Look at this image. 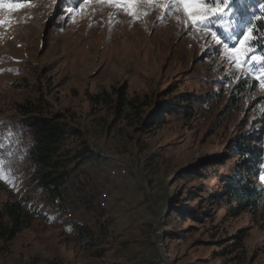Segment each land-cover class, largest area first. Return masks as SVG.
I'll use <instances>...</instances> for the list:
<instances>
[{
	"label": "rangeland",
	"instance_id": "374dc122",
	"mask_svg": "<svg viewBox=\"0 0 264 264\" xmlns=\"http://www.w3.org/2000/svg\"><path fill=\"white\" fill-rule=\"evenodd\" d=\"M29 2L0 10L10 21L0 24V210L31 182L32 114L21 112L28 103L73 127L66 158L85 147L99 158L74 168L61 207L43 205L46 218L0 242V264H163L156 229L170 264H264V210L235 215L206 200L221 194L217 175L232 174L235 139L256 133L264 141V49L253 33L255 60L241 55L237 67L222 45L238 48L253 25L242 24L230 41L218 36L240 25L228 13L233 0L222 5L235 22L230 32L212 17L207 28L194 27L182 12L147 0H136L135 18L114 6L118 0ZM182 94L196 100L191 116L167 113L161 126H142L160 100ZM191 172L197 176L183 178ZM194 188L204 198L187 205L201 220L175 218L173 197L183 201ZM76 222L97 237L92 245L78 238Z\"/></svg>",
	"mask_w": 264,
	"mask_h": 264
},
{
	"label": "trees",
	"instance_id": "16d2710c",
	"mask_svg": "<svg viewBox=\"0 0 264 264\" xmlns=\"http://www.w3.org/2000/svg\"><path fill=\"white\" fill-rule=\"evenodd\" d=\"M231 11L234 20L237 21L236 25L239 23L240 25L230 34L225 35L219 31L220 40L230 41L229 37L236 36L242 24H251L253 33L257 36L258 45L264 49V0H233L228 13ZM117 96L119 108L124 100L123 87L117 90ZM211 97L207 98L211 99ZM195 102L196 100L188 94H182L180 100H173V98L160 100L158 105L148 112L149 117L142 119V126L144 128L161 126L166 122L165 114L167 113L191 116L194 111L192 104ZM23 108L21 110L23 114H32V117H29L32 133V145L29 150L31 182L23 193L10 194V198L3 203L0 210V242L12 241L22 229L29 227L34 219L46 218V212L42 209L43 205L53 204L61 207L64 194L67 192L66 183L74 168L83 158L85 160L99 158L89 152L88 147L75 152L71 158H66L67 150L63 148L64 143L69 135L75 134V130L68 121L63 120V117L43 116L41 111L31 103ZM229 151L236 157L232 174H218L217 178L222 183L221 194L207 193L206 200H220L219 205L227 204L235 215L248 211L253 216H257L264 210V182L260 181L261 170L264 167L262 136L256 133L240 136L235 139ZM72 163L74 165L71 166ZM209 164H213V161ZM195 176L197 173L191 172L183 178L191 179ZM203 190L192 189L189 198L183 201L175 195L170 205V212L175 218L201 220V215L193 206L187 205V202L194 198L203 200ZM38 194L42 195L43 203H38ZM75 224L78 229V238L84 241L85 246L92 245L97 237L78 222ZM242 239L243 233L240 232L236 234L232 242L238 244ZM227 244L229 246L230 243Z\"/></svg>",
	"mask_w": 264,
	"mask_h": 264
},
{
	"label": "snow or ice",
	"instance_id": "6c2138e0",
	"mask_svg": "<svg viewBox=\"0 0 264 264\" xmlns=\"http://www.w3.org/2000/svg\"><path fill=\"white\" fill-rule=\"evenodd\" d=\"M147 3L149 6L182 12L186 21L190 22L194 27L207 28L208 25L206 21H208L210 17L216 18L218 21L217 26L224 29L226 32H230L235 26V22L231 19H224L226 12L222 5H227L228 0H171L170 3H154V0H147ZM31 6L33 5L29 0H0V10H4L6 13ZM114 6L117 8L123 7L126 13L134 18L140 15V13L135 10L137 6L136 0H126L124 3H120L118 0ZM9 22L7 16L0 18V24ZM211 35L215 37L216 33L213 31ZM254 40L255 36L253 35V29L249 27L247 32L243 35V39L239 41L240 46L238 48L229 49L227 43H223L222 46L226 51H230V58L233 63L237 67H241L242 62L239 58L241 55L245 57L244 63H247L248 59L255 60L254 56L249 57V52L251 51L250 45ZM261 59H264V57Z\"/></svg>",
	"mask_w": 264,
	"mask_h": 264
},
{
	"label": "built area",
	"instance_id": "2783aa9c",
	"mask_svg": "<svg viewBox=\"0 0 264 264\" xmlns=\"http://www.w3.org/2000/svg\"><path fill=\"white\" fill-rule=\"evenodd\" d=\"M105 203H106L105 202V198L104 199L101 198L99 200V205L105 206L106 205ZM155 237H156V243L158 245L160 254H161L162 259H163V264L165 262H167L168 264H170V259H169L168 255H167V252H166L165 247H164V244H163V236H162V233L158 229H156V231H155Z\"/></svg>",
	"mask_w": 264,
	"mask_h": 264
},
{
	"label": "bare ground",
	"instance_id": "6f19581e",
	"mask_svg": "<svg viewBox=\"0 0 264 264\" xmlns=\"http://www.w3.org/2000/svg\"><path fill=\"white\" fill-rule=\"evenodd\" d=\"M167 264V263H166Z\"/></svg>",
	"mask_w": 264,
	"mask_h": 264
}]
</instances>
